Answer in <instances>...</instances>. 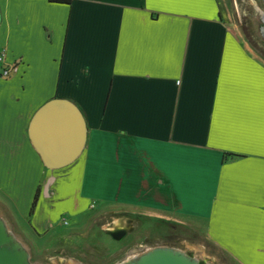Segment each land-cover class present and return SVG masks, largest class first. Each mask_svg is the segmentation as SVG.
<instances>
[{
	"label": "crops",
	"instance_id": "1",
	"mask_svg": "<svg viewBox=\"0 0 264 264\" xmlns=\"http://www.w3.org/2000/svg\"><path fill=\"white\" fill-rule=\"evenodd\" d=\"M0 8V50L13 69L10 78L0 69V159H13L0 191L18 212L32 207L20 199L26 164L46 170L31 120L48 101L68 99L86 119L87 144L72 165L49 171L50 205L40 214L39 199L37 223L73 213L52 199L71 185L117 212L194 226L240 262L264 264V57L219 0H0ZM35 62L45 63L47 94L10 101L24 100Z\"/></svg>",
	"mask_w": 264,
	"mask_h": 264
},
{
	"label": "rangeland",
	"instance_id": "2",
	"mask_svg": "<svg viewBox=\"0 0 264 264\" xmlns=\"http://www.w3.org/2000/svg\"><path fill=\"white\" fill-rule=\"evenodd\" d=\"M219 1L225 19L250 43L255 52L264 57V38L261 34L264 27L263 0ZM34 64L37 68L30 69V72L33 73L35 82L31 81L26 85L27 94L22 97L24 100L17 101L10 97V101L26 106L31 102H40L47 94L42 90L40 70V66L45 63ZM12 160L0 159L2 184L7 181L5 173ZM22 173L25 175H19L24 183L20 197L22 205L26 210L28 203L29 206L33 203L31 201L39 189L40 203L44 201L42 210L40 209L41 214L50 205L47 198L49 193L45 187L46 183L51 181L49 170L32 166L28 162ZM72 189L71 185L69 188L67 186L65 190L57 193L59 196H53L52 199L60 197L55 210L58 211L64 205H71L73 213L38 220V223L32 215L18 212L14 200L0 191V218L9 233L28 252L31 264H129L137 261L149 249L155 248L182 252L198 260L200 264H248L240 262L233 254L222 251L214 241L207 239L205 234L200 233L194 226L151 217L142 218L132 212H117L113 207L96 203L95 199H83L79 190L73 189L75 192H72ZM52 207L53 211L54 206ZM43 217L45 218V215ZM65 220L69 226L64 225ZM121 223L126 224V234L118 232L114 226Z\"/></svg>",
	"mask_w": 264,
	"mask_h": 264
},
{
	"label": "water",
	"instance_id": "3",
	"mask_svg": "<svg viewBox=\"0 0 264 264\" xmlns=\"http://www.w3.org/2000/svg\"><path fill=\"white\" fill-rule=\"evenodd\" d=\"M262 21L264 23L263 15ZM1 23L0 8V28ZM261 34L264 38V27ZM28 134L45 168L49 171H58L72 165L81 157L87 144L88 127L81 109L74 102L55 98L45 103L35 113ZM0 264H31L28 252L9 233L1 218ZM129 264L200 263L182 252L169 248H155L149 249L137 261Z\"/></svg>",
	"mask_w": 264,
	"mask_h": 264
},
{
	"label": "built area",
	"instance_id": "4",
	"mask_svg": "<svg viewBox=\"0 0 264 264\" xmlns=\"http://www.w3.org/2000/svg\"><path fill=\"white\" fill-rule=\"evenodd\" d=\"M0 69H1V76L3 78H10L12 75V66L7 63V50L2 48L0 50ZM65 226H69L68 221H63Z\"/></svg>",
	"mask_w": 264,
	"mask_h": 264
},
{
	"label": "trees",
	"instance_id": "5",
	"mask_svg": "<svg viewBox=\"0 0 264 264\" xmlns=\"http://www.w3.org/2000/svg\"><path fill=\"white\" fill-rule=\"evenodd\" d=\"M51 2H56V3H69V0H50ZM39 201V189L36 192V195L33 199V203H32V207H31V211L30 214L32 215L35 211V208L37 207Z\"/></svg>",
	"mask_w": 264,
	"mask_h": 264
},
{
	"label": "flooded vegetation",
	"instance_id": "6",
	"mask_svg": "<svg viewBox=\"0 0 264 264\" xmlns=\"http://www.w3.org/2000/svg\"><path fill=\"white\" fill-rule=\"evenodd\" d=\"M115 226V228H116V230L118 231V232H120V233H125L126 234V231H127V227H126V224H124V223H121V224H119V225H114ZM111 230H114V229H111ZM111 230H109V231H111ZM132 231H134V228H132L131 229ZM121 239H122V237H121ZM29 259H30V257H29Z\"/></svg>",
	"mask_w": 264,
	"mask_h": 264
},
{
	"label": "bare ground",
	"instance_id": "7",
	"mask_svg": "<svg viewBox=\"0 0 264 264\" xmlns=\"http://www.w3.org/2000/svg\"><path fill=\"white\" fill-rule=\"evenodd\" d=\"M263 19H264V14H263Z\"/></svg>",
	"mask_w": 264,
	"mask_h": 264
}]
</instances>
